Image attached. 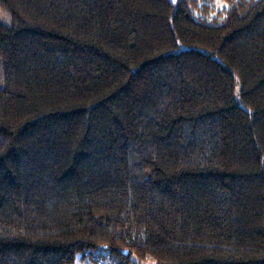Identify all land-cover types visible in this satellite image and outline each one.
<instances>
[{
  "label": "trees",
  "instance_id": "trees-1",
  "mask_svg": "<svg viewBox=\"0 0 264 264\" xmlns=\"http://www.w3.org/2000/svg\"><path fill=\"white\" fill-rule=\"evenodd\" d=\"M219 1L0 0V264H264V0Z\"/></svg>",
  "mask_w": 264,
  "mask_h": 264
},
{
  "label": "rangeland",
  "instance_id": "rangeland-1",
  "mask_svg": "<svg viewBox=\"0 0 264 264\" xmlns=\"http://www.w3.org/2000/svg\"><path fill=\"white\" fill-rule=\"evenodd\" d=\"M218 5L222 4L221 1L217 0L216 2ZM10 22V16L8 14V12H6L3 8L0 7V23L3 24H9ZM94 259H96V261H94ZM97 260L99 261L97 263ZM110 259H109V253H101L99 254V252H96L92 255V257H81V259L79 258L77 260L76 264H110ZM149 264V263H148Z\"/></svg>",
  "mask_w": 264,
  "mask_h": 264
}]
</instances>
